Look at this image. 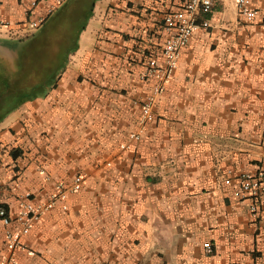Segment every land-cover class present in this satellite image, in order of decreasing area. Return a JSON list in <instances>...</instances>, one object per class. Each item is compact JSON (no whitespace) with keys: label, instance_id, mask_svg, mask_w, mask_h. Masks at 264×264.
I'll list each match as a JSON object with an SVG mask.
<instances>
[{"label":"crops","instance_id":"0c3cea01","mask_svg":"<svg viewBox=\"0 0 264 264\" xmlns=\"http://www.w3.org/2000/svg\"><path fill=\"white\" fill-rule=\"evenodd\" d=\"M32 1L0 0V89L31 95L0 122V145L24 149L0 153V204L15 215L27 193L46 198L77 174L84 183L67 210L33 224L17 264H264V197L253 216L234 196L239 173L264 168V0H252V23L237 0H214L157 119L127 148L153 84L142 62L162 59L163 18L180 0H68L47 21L57 41L80 30L57 72L53 48L39 60L33 49L42 25L31 22L49 3ZM7 253L0 221V262Z\"/></svg>","mask_w":264,"mask_h":264},{"label":"built area","instance_id":"2783aa9c","mask_svg":"<svg viewBox=\"0 0 264 264\" xmlns=\"http://www.w3.org/2000/svg\"><path fill=\"white\" fill-rule=\"evenodd\" d=\"M39 1L49 3L44 15L31 22L33 28L41 26L46 19L52 15L65 0H35L32 7L36 8ZM214 0H180L177 8L167 12L161 25L164 41L157 53L147 55L142 62L140 79L144 82L151 81L152 89L148 97L141 103V113L138 118V126L134 132L127 135L123 148L130 144L139 142L144 138L148 124L157 119V102L164 93L168 82L172 78L181 57L183 48L189 43L192 36L200 29L208 30L211 21L206 17L212 12ZM239 14L247 23H252L258 16V10L252 6V0H237ZM234 172L229 170L225 176V183L232 184ZM239 186L234 191V196L239 199H250L252 201L251 213H258V202L264 197V168L256 172H241L238 174ZM84 183L82 175H75L69 182H58L56 189L50 196L36 199L31 193L25 194L19 201V209L15 215L9 213L5 206H0V221L5 228V240L8 245V253L0 264H17L16 249L25 248L23 239L27 236L35 222L41 220L57 207L67 210V200L71 193L81 190ZM204 247L208 253H212L210 243ZM30 255H35L32 249L28 250Z\"/></svg>","mask_w":264,"mask_h":264},{"label":"trees","instance_id":"16d2710c","mask_svg":"<svg viewBox=\"0 0 264 264\" xmlns=\"http://www.w3.org/2000/svg\"><path fill=\"white\" fill-rule=\"evenodd\" d=\"M53 15V14H52ZM50 15L46 21L42 24L38 34H36V45L34 44L33 49L36 50L39 59H46L47 53L53 48V57L55 64V71L57 72L63 67L64 63L67 61L68 56L71 52L75 51L78 47L77 40L80 30L69 29L62 33L60 31V38L56 40L57 30L52 24L54 21H50L48 25L47 21L52 16ZM56 23V22H55ZM66 38H65V37ZM63 38L66 39L68 44H60L64 42ZM55 39V40H54ZM53 41V42H52ZM53 45V46H52ZM50 59V57H49ZM35 62V61H34ZM34 64V63H33ZM12 90L13 92H10ZM31 95L24 92L14 91V89H9V87H1L0 89V122H2L8 114H10L16 107L21 105L26 100L30 99ZM12 157L18 158L21 153H24V149L16 147L10 151ZM80 175V174H79ZM0 206L8 207L6 204H0Z\"/></svg>","mask_w":264,"mask_h":264},{"label":"rangeland","instance_id":"374dc122","mask_svg":"<svg viewBox=\"0 0 264 264\" xmlns=\"http://www.w3.org/2000/svg\"><path fill=\"white\" fill-rule=\"evenodd\" d=\"M11 48V47H10ZM28 50H29V53L28 54H30L31 53V49L28 47ZM14 148H16V147H11V146H1L0 145V153H6L7 151H11L12 149H14ZM78 175V174H77ZM81 175V174H80ZM84 177V176H83Z\"/></svg>","mask_w":264,"mask_h":264},{"label":"flooded vegetation","instance_id":"af4514ba","mask_svg":"<svg viewBox=\"0 0 264 264\" xmlns=\"http://www.w3.org/2000/svg\"><path fill=\"white\" fill-rule=\"evenodd\" d=\"M67 2H68V0H65L60 7H62L63 5H65Z\"/></svg>","mask_w":264,"mask_h":264}]
</instances>
